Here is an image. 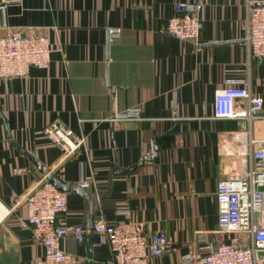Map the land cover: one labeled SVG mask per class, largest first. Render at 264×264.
<instances>
[{
  "label": "crops",
  "instance_id": "obj_1",
  "mask_svg": "<svg viewBox=\"0 0 264 264\" xmlns=\"http://www.w3.org/2000/svg\"><path fill=\"white\" fill-rule=\"evenodd\" d=\"M178 1L0 0V36L42 31L54 48L48 68L0 87V264H45L22 200L45 176L32 157L72 184L93 176L87 190L104 194L94 223L128 208L148 235L165 232L170 245L150 264H183L190 248L213 247L218 181L244 175L251 141L264 140V60L249 59L247 0H184L205 5L198 42L165 30ZM111 28H121L118 38ZM245 77L263 109L217 117L216 90ZM135 106L141 119H107ZM55 119L87 136L78 157L64 160L45 135ZM86 209L68 192L59 221L83 225ZM63 246L83 264H111L106 238L91 229Z\"/></svg>",
  "mask_w": 264,
  "mask_h": 264
},
{
  "label": "built area",
  "instance_id": "obj_2",
  "mask_svg": "<svg viewBox=\"0 0 264 264\" xmlns=\"http://www.w3.org/2000/svg\"><path fill=\"white\" fill-rule=\"evenodd\" d=\"M5 1V0H4ZM202 1L176 3L175 14L165 30L174 36L198 42L204 23ZM245 41L249 59L264 60V0H247ZM121 28H111L110 38L120 36ZM54 48L42 31L14 30L0 36V87L14 78H26L33 67L48 68ZM248 78L228 80L215 92L217 117H250L263 109V97L253 93ZM140 106L113 113V122L142 118ZM45 135L59 145L63 159L78 157L87 145V136L77 133L60 119L50 121ZM252 162L244 175L223 178L217 185L219 227L209 250L190 248L183 264H264V140L251 141ZM90 188L92 175L79 183ZM28 207V222L35 239L44 247L45 264H83L80 257L65 250L63 243L73 236L79 243L86 238L82 225L60 223L59 217L68 210V192L57 188L47 177L38 180L22 199ZM114 221L99 220L91 229L103 235L111 250V264H150L162 256L170 245L165 232L146 233L143 222L135 220L128 208L117 211Z\"/></svg>",
  "mask_w": 264,
  "mask_h": 264
},
{
  "label": "water",
  "instance_id": "obj_3",
  "mask_svg": "<svg viewBox=\"0 0 264 264\" xmlns=\"http://www.w3.org/2000/svg\"><path fill=\"white\" fill-rule=\"evenodd\" d=\"M158 155V147H154L151 154L142 158L139 164L144 163L145 160L154 159ZM34 163L47 175L48 179L59 189L66 191V192H74L77 194L82 195L87 202V209L85 213V219L83 223V227L86 229H92L94 227V215L97 211V203L98 201L104 197L103 193L97 192H90L85 187L81 186L80 184H72L69 181H65L61 179L58 175L51 172L50 169L45 166L41 161L35 159Z\"/></svg>",
  "mask_w": 264,
  "mask_h": 264
}]
</instances>
